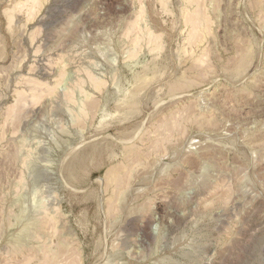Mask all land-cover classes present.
<instances>
[{
  "label": "rangeland",
  "instance_id": "374dc122",
  "mask_svg": "<svg viewBox=\"0 0 264 264\" xmlns=\"http://www.w3.org/2000/svg\"><path fill=\"white\" fill-rule=\"evenodd\" d=\"M0 264H264V0H0Z\"/></svg>",
  "mask_w": 264,
  "mask_h": 264
}]
</instances>
